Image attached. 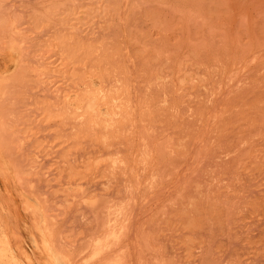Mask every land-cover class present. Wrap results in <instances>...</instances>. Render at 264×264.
<instances>
[{
    "label": "rangeland",
    "instance_id": "374dc122",
    "mask_svg": "<svg viewBox=\"0 0 264 264\" xmlns=\"http://www.w3.org/2000/svg\"><path fill=\"white\" fill-rule=\"evenodd\" d=\"M0 16L15 245L36 264H264V0H0ZM88 87L103 113L75 117Z\"/></svg>",
    "mask_w": 264,
    "mask_h": 264
},
{
    "label": "bare ground",
    "instance_id": "6f19581e",
    "mask_svg": "<svg viewBox=\"0 0 264 264\" xmlns=\"http://www.w3.org/2000/svg\"><path fill=\"white\" fill-rule=\"evenodd\" d=\"M6 7V6H5ZM6 11V10H5ZM3 13H5V12H3ZM4 17V16H3ZM13 18V17H12ZM17 18V17H16ZM5 19H2V17L0 16V26H3L4 25V28H5V21H4ZM8 23V22H7ZM16 23V22H15ZM20 28V27H19ZM13 29V28H12ZM18 30V29H17ZM20 30V29H19ZM5 34V33H4ZM13 35V34H12ZM3 36V35H2ZM5 36V35H4ZM20 36V35H19ZM14 40V39H13ZM22 42V41H21ZM14 45H16V44H14ZM18 45V44H17ZM13 47V46H12ZM16 48V47H15ZM5 51V50H4ZM6 51H8V50H6ZM5 51V52H6ZM10 51V50H9ZM19 51V50H18ZM11 52V51H10ZM7 53V52H6ZM22 54V53H21ZM20 54V55H21ZM19 55V56H20ZM7 57H8V60L9 59H11L10 57H11V53L10 54H8L7 55ZM16 63V62H15ZM5 64V63H4ZM17 65V64H16ZM2 74V73H1ZM19 74V73H18ZM3 80V79H2ZM89 89L88 90H86L84 93H83V95H82V97L80 98V100L76 103L77 105H76V107H75V109L73 110V108H71V110H73V114H74V116L76 117V116H78V115H81V114H83L84 115V113H85V115L87 116V115H94V116H99V114L101 115V113H103V111H101L100 110V108H99V106L101 107V103L100 102H103L104 101V99L103 98H105V96L107 95L106 93V95H104L103 93H99L98 92V90H93V89H91L90 87H88ZM85 90V89H84ZM101 94H103V95H101ZM115 95H117L116 93H114ZM113 93H112V95H110L111 97L114 95ZM108 96V95H107ZM111 97L109 98V99H111ZM121 97V96H120ZM114 98H116L115 96H114ZM105 99H107V98H105ZM101 100H103V101H101ZM110 100H108V102H109ZM125 101V100H124ZM111 102V101H110ZM116 102V101H115ZM119 102H121L120 100H119ZM122 102H123V100H122ZM66 103H68V102H66ZM104 105H105V103H103ZM125 104V103H124ZM67 106H69V104H66ZM111 104H108L107 106H110ZM115 105H118V108L119 107H121L122 105H120V104H115ZM120 105V106H119ZM113 106V105H112ZM78 108H80L81 110H77ZM123 108H125L124 106H123ZM113 109V108H112ZM111 109V110H112ZM121 109V108H120ZM110 110V109H109ZM110 110V111H111ZM118 110V109H117ZM122 110V109H121ZM68 111V110H67ZM130 111V110H129ZM3 112V111H2ZM69 112V111H68ZM112 112V114H113V112L114 111H111ZM116 112V111H115ZM119 113L118 114H121V115H117V116H121L122 117V112L120 113V111H118ZM69 113H71V112H69ZM110 113V112H109ZM128 113V112H127ZM7 114V113H6ZM64 114H66V113H64ZM66 115H68V114H66ZM111 115V114H110ZM131 115V114H130ZM104 116V115H103ZM102 116V117H103ZM124 116H126V115H124ZM74 117V118H75ZM90 117V116H89ZM89 117H88V119H89ZM112 118H113V115L111 116ZM120 117V118H121ZM129 117V116H128ZM69 118V117H68ZM104 118V117H103ZM115 118L116 119H113L114 121L116 120V121H118L117 119L119 118V117H116L115 116ZM123 118V117H122ZM2 119V118H1ZM3 119H4V117H3ZM6 119V118H5ZM71 119V118H70ZM87 119V118H86ZM88 119L86 120V121H88ZM90 119H91V117H90ZM90 119H89V121H90ZM82 120V119H81ZM105 120H107V119H105ZM4 121V120H3ZM116 121L113 123V124H115L116 123ZM81 122V121H80ZM101 121L99 120V122H98V124L100 123ZM110 122H112V120L110 121ZM107 123H108V121H107ZM1 124V123H0ZM6 124V123H5ZM100 124H103L104 125V123H100ZM112 124V123H111ZM112 124V126H114ZM117 124H118V122H117ZM2 125V124H1ZM4 126V125H3ZM89 126V125H88ZM111 126V127H112ZM10 127H11V124H10ZM9 127V128H10ZM5 128H7V127H5ZM8 129V128H7ZM12 129V128H11ZM4 130H6V129H4ZM9 130V129H8ZM1 141V140H0ZM20 141V140H19ZM5 178V177H4ZM6 180V182L8 181L7 180V177L5 178ZM4 182V181H3ZM5 182V183H6ZM4 183V184H5ZM8 184V183H7ZM6 185V184H5ZM12 186V185H11ZM3 187L4 188H6V190L8 189L7 187H5L4 185H3ZM7 192V191H6ZM15 192V191H14ZM9 193V192H8ZM13 193V192H12ZM10 194L11 193H9V197H10ZM5 195V194H4ZM14 197H16V196H13V198ZM18 197V196H17ZM8 198V197H7ZM4 200V199H3ZM14 200H15V198H14ZM17 200H18V198H17ZM4 201H7L8 202V199H6L5 198V200ZM20 201V200H19ZM16 203V202H15ZM14 203V204H15ZM19 203V202H18ZM18 203H16V204H18ZM18 206V205H17ZM15 207V206H14ZM17 208V210H19L18 209V207H16ZM6 209V207H5V204L2 202V200H0V264H36V262H35V258L36 257H34V253L31 251V249H30V247H29V249H28V245L27 246H25V245H22V244H19V245H15L14 244V242H13V240H11V233L12 232H9V230L11 229V230H13L11 227V225H9L10 223H8V219L7 218H5L4 216H3V212H4V210ZM9 210V209H8ZM17 212V211H16ZM19 212V211H18ZM17 212V215L19 214ZM21 212V211H20ZM20 215H22V212L18 215V217L20 216ZM21 217V216H20ZM14 218V217H13ZM16 218V217H15ZM13 220V219H12ZM19 220V222H21V220H20V218L18 219ZM24 220V219H23ZM26 220V219H25ZM14 221V220H13ZM16 221V220H15ZM41 221H42V219H41ZM22 222H24V221H22ZM24 223H26V222H24ZM23 223V224H24ZM30 223V222H29ZM14 224V223H13ZM21 225H22V223H21ZM28 225V224H27ZM26 225V226H27ZM30 225H31V223H30ZM17 226V225H16ZM27 227H29V226H27ZM17 228H18V226H17ZM16 228V229H17ZM30 228V227H29ZM38 228H39V230L44 234V235H48L47 234V232H46V234L44 233V229H42L39 225H38ZM15 230V229H14ZM18 230V229H17ZM27 230V229H26ZM20 231V230H19ZM33 232H34V229H33ZM13 234V233H12ZM20 235V234H19ZM35 235V234H34ZM24 236V235H23ZM25 236L27 237V233L25 234ZM17 237V236H16ZM22 237V236H21ZM29 237V236H28ZM49 238L50 237H48L47 236V239H48V242L47 241H45V242H43V245H42V250H43V252H48V249H49V245H51V242L50 241H52V240H49ZM108 238V237H107ZM106 238V239H107ZM13 239H14V237H13ZM16 239V238H15ZM29 239V238H28ZM18 240H20V239H17V241ZM23 240V239H22ZM103 240V239H102ZM28 241V240H27ZM106 241H108V240H106ZM97 242H99V241H97ZM104 243H106L105 242V240H104ZM104 243H102V246H100V248H97V249H95L96 251H94V249H93V253L92 254H95V253H98L99 252V250H101V247H103V246H106ZM109 243V242H108ZM25 244H27V243H25ZM99 244V243H98ZM104 244V245H103ZM107 244V243H106ZM100 245V244H99ZM54 247V246H53ZM96 247V246H95ZM98 247V246H97ZM108 247V246H107ZM106 247V248H107ZM55 248V247H54ZM103 248H105V247H103ZM58 248H56L55 250V252H56V256L57 257H55V258H57L58 260H57V262H60V260H61V258H62V256H63V254H64V252H63V254L61 253V251L60 250H57ZM57 251H59V252H57ZM101 252V251H100ZM91 254V253H90ZM96 255V254H95ZM94 256V255H93ZM91 258V257H90ZM63 261H62V264H69L68 262H67V259H66V257L64 256V258L62 259ZM69 261V260H68ZM89 264V263H88Z\"/></svg>",
    "mask_w": 264,
    "mask_h": 264
}]
</instances>
